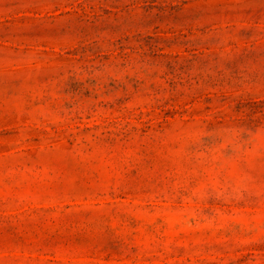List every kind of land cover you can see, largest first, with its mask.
I'll return each mask as SVG.
<instances>
[{
	"label": "rangeland",
	"instance_id": "1",
	"mask_svg": "<svg viewBox=\"0 0 264 264\" xmlns=\"http://www.w3.org/2000/svg\"><path fill=\"white\" fill-rule=\"evenodd\" d=\"M0 264H264V0H0Z\"/></svg>",
	"mask_w": 264,
	"mask_h": 264
}]
</instances>
